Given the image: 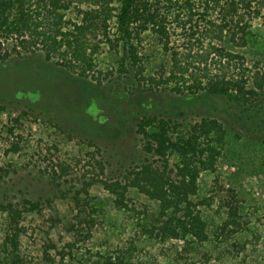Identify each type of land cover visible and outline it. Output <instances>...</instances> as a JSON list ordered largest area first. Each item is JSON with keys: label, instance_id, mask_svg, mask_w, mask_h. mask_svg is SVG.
I'll list each match as a JSON object with an SVG mask.
<instances>
[{"label": "rangeland", "instance_id": "374dc122", "mask_svg": "<svg viewBox=\"0 0 264 264\" xmlns=\"http://www.w3.org/2000/svg\"><path fill=\"white\" fill-rule=\"evenodd\" d=\"M191 37L178 28L164 48L146 32L138 47L145 83L124 80L117 70L121 50L107 44L88 77L65 71L39 51L0 64V187L15 203L42 199L41 210L24 214L20 264H102L115 257H126L125 264H264V101L250 108L234 92L187 88L194 77H176L171 64L177 67L175 56L205 52ZM245 39L243 45L230 41L227 50L242 57L244 87L259 91L262 18L253 20ZM214 55L208 59L213 70L216 60L227 62ZM146 113L170 117L173 137L203 118L222 124L215 168L201 173L192 198L207 240L137 241L140 225L159 223L157 202L130 188L128 207L117 208L100 183L118 180L128 166L149 158L136 132ZM4 228L0 213V264H11L1 246Z\"/></svg>", "mask_w": 264, "mask_h": 264}, {"label": "trees", "instance_id": "16d2710c", "mask_svg": "<svg viewBox=\"0 0 264 264\" xmlns=\"http://www.w3.org/2000/svg\"><path fill=\"white\" fill-rule=\"evenodd\" d=\"M251 1L0 0V64L39 51L65 71L88 77L99 48L107 44L115 51L121 50L117 70L124 80L134 78L145 83L148 80L143 77L138 52L142 37L146 32L153 33L166 48L173 33L181 28L188 30L194 42L202 47L205 44V52L188 53L181 59L175 56L172 62L177 67L171 66L178 70L176 77H194L190 85H185L190 89L234 92L240 96L239 101L252 108L263 104L264 83L259 91L245 88L246 79L242 77L247 75L242 57L227 50L230 41L245 44L253 20L264 21V0H253L257 6ZM71 12L74 18L67 17ZM213 51L227 58L225 64L216 60L215 70L208 67V59L215 58ZM173 72H169L172 77ZM199 77L209 78L203 81ZM108 79L112 82L111 77ZM172 127L173 120L168 116L146 113L139 117L136 132L149 158L128 166L118 180H100L117 208L128 207L130 188L157 202L161 219L157 225H140L136 233L140 242L147 238L163 244L187 237L198 242L207 240L205 222L192 198L201 173L215 168L225 131L219 121L208 118L190 124L178 137L172 136ZM173 156L177 161L172 163ZM4 192L0 187V213L5 215L1 246L11 264H20L24 214L41 210L42 199L30 196L15 203L6 200ZM124 258H109L102 264H125Z\"/></svg>", "mask_w": 264, "mask_h": 264}]
</instances>
